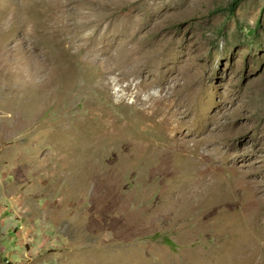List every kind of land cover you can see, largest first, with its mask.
I'll list each match as a JSON object with an SVG mask.
<instances>
[{
    "label": "rangeland",
    "instance_id": "rangeland-1",
    "mask_svg": "<svg viewBox=\"0 0 264 264\" xmlns=\"http://www.w3.org/2000/svg\"><path fill=\"white\" fill-rule=\"evenodd\" d=\"M230 2L0 0V264H203L223 243L203 226L212 197L186 210L175 201L189 178L258 197L264 220V0L232 14ZM135 31L161 39L174 71L110 73L106 86L79 40ZM30 64L50 76L32 81ZM151 105L171 122L147 141L200 156L179 151L161 170L79 129L100 112L131 142Z\"/></svg>",
    "mask_w": 264,
    "mask_h": 264
},
{
    "label": "bare ground",
    "instance_id": "bare-ground-1",
    "mask_svg": "<svg viewBox=\"0 0 264 264\" xmlns=\"http://www.w3.org/2000/svg\"><path fill=\"white\" fill-rule=\"evenodd\" d=\"M141 36L143 35L141 34ZM141 36L135 31L115 35L114 37L103 39L99 43L87 41V39H80L79 42H82L80 48L85 50V63L97 69H100L98 66L106 68V71L103 73V79L101 80V83L106 86L109 85L107 74L110 73H115L119 76L131 75V73L147 75L157 68H159L161 72L164 69H166V72L175 69L174 66L169 65V59L166 55L168 48L163 45L162 47L159 46L161 39L157 41L158 43H145V39L143 40ZM67 41L69 42V40ZM71 43L76 44L74 40H72ZM34 61L32 60V62ZM55 64L56 62L54 60V65ZM44 65L47 68V63H44ZM33 66L34 65H31L29 69H27L28 71L26 70L32 81L35 76H39L40 74L50 76V74L42 69V65ZM64 77L67 78V74H65ZM160 107L161 106L151 105L152 111L149 112L150 114L147 113L144 108L141 110L142 114L140 118L143 119L141 121L147 125V132H138L136 139L131 142L123 140L117 134L111 132V130L108 129V124L103 120L105 115L100 112L93 113L100 118V123L98 125L91 126L94 115H90L86 118L85 122L79 125V129L83 137H85L84 135L86 133L90 132L92 140L97 144H108L109 140L121 141L127 148L126 153L123 155L125 161H131V159L135 161L150 160L157 162L158 166H161V170L166 169V164L169 165V163L171 164L180 159L178 155L179 151L186 152V154L188 153L187 160L189 161L194 160L198 155L200 156V152H194L192 147L190 148L187 144H185L186 146L178 145V148H176V146L173 147L171 144L154 142L152 139H148L147 141L148 133L155 132H160L159 135H161L160 138L162 139L165 129L168 128V124L171 122L170 117L166 115L159 118L161 111ZM165 107L167 108V106ZM183 113L186 114L185 111ZM166 140L168 142V139ZM189 181L185 180L181 190L182 194L180 193L181 196H177L178 199L175 201L179 203L182 201L181 209L186 210L188 205H194V199L198 198L199 200H204L205 197H212L213 203L209 205L207 209L203 210L206 216V224H203V226L207 225L208 229L220 239L221 243H223L218 252L212 254L203 264H264V220L261 219V216L255 208L251 207L260 199L252 195L239 193L238 190L222 191V194L219 195L221 191L215 192L216 188H213V185L210 186L211 188L206 187L204 190L202 187L199 188V185L196 184L198 187L193 189L191 188L193 185L191 186V182ZM198 182L200 183V181ZM188 184L190 185L188 186ZM203 184L205 185V183ZM200 197L202 198L200 199ZM260 225H263L261 230L258 229ZM196 230L197 228H195V231Z\"/></svg>",
    "mask_w": 264,
    "mask_h": 264
},
{
    "label": "trees",
    "instance_id": "trees-1",
    "mask_svg": "<svg viewBox=\"0 0 264 264\" xmlns=\"http://www.w3.org/2000/svg\"><path fill=\"white\" fill-rule=\"evenodd\" d=\"M244 0H231L228 6L224 7V9L228 10L231 14L235 12L241 2ZM169 243V241H167Z\"/></svg>",
    "mask_w": 264,
    "mask_h": 264
}]
</instances>
